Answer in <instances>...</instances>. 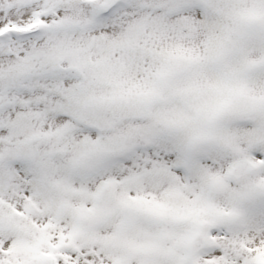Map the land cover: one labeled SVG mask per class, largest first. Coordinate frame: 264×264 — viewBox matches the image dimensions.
<instances>
[{"label":"snow or ice","instance_id":"1","mask_svg":"<svg viewBox=\"0 0 264 264\" xmlns=\"http://www.w3.org/2000/svg\"><path fill=\"white\" fill-rule=\"evenodd\" d=\"M0 264H264V0H0Z\"/></svg>","mask_w":264,"mask_h":264}]
</instances>
